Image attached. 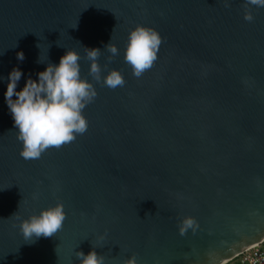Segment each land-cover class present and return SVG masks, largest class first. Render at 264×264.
I'll return each instance as SVG.
<instances>
[{
    "label": "water",
    "instance_id": "obj_1",
    "mask_svg": "<svg viewBox=\"0 0 264 264\" xmlns=\"http://www.w3.org/2000/svg\"><path fill=\"white\" fill-rule=\"evenodd\" d=\"M138 25L162 37L139 78L124 60ZM111 38L119 54L109 60ZM85 47L101 49L102 77L119 70L123 87L89 74ZM69 49L98 93L83 111L88 129L25 160L5 100L9 73L22 69L20 91ZM60 203L63 228L25 241L21 221ZM263 239L264 7L0 0V264H80L76 253L94 246L105 264L134 254L138 264H226Z\"/></svg>",
    "mask_w": 264,
    "mask_h": 264
},
{
    "label": "clouds",
    "instance_id": "obj_2",
    "mask_svg": "<svg viewBox=\"0 0 264 264\" xmlns=\"http://www.w3.org/2000/svg\"><path fill=\"white\" fill-rule=\"evenodd\" d=\"M247 2L264 7V0ZM245 19L251 21L253 17L248 13ZM161 43L162 37L155 29L138 25L130 32L124 60L132 68L135 77H141L153 66ZM84 50L91 62L89 74L96 81L103 79L104 85L110 89L124 86L126 81L119 70L112 69L102 77L100 48L85 47ZM105 50L111 54L109 60L119 54L112 38L105 45ZM17 59L21 62L25 59L23 51L17 53ZM80 60L78 51L67 50L58 65L49 63L44 71L38 73V80L29 76L20 91H17V85L24 75L22 69L17 66L9 73L5 100L14 120V127L18 129L17 139L23 145L20 155L25 160L39 159L46 150L59 149L74 141L77 134L82 135L87 131L88 122L83 111L98 93L92 82L81 78ZM38 62L43 63L41 57ZM16 215L17 212L13 214ZM65 220L64 205L60 203L42 209L38 215L23 219L19 230L25 241L34 242V237L38 239L54 236L63 228ZM193 224L192 218L186 219L180 227V234L185 235ZM76 256L80 264H105L106 259L97 253L95 246L89 253L80 251ZM125 264H138L136 255L127 259Z\"/></svg>",
    "mask_w": 264,
    "mask_h": 264
},
{
    "label": "built area",
    "instance_id": "obj_3",
    "mask_svg": "<svg viewBox=\"0 0 264 264\" xmlns=\"http://www.w3.org/2000/svg\"><path fill=\"white\" fill-rule=\"evenodd\" d=\"M235 258L240 264H264V239L243 250Z\"/></svg>",
    "mask_w": 264,
    "mask_h": 264
},
{
    "label": "trees",
    "instance_id": "obj_4",
    "mask_svg": "<svg viewBox=\"0 0 264 264\" xmlns=\"http://www.w3.org/2000/svg\"><path fill=\"white\" fill-rule=\"evenodd\" d=\"M232 261H234L233 264H240V262H239L236 258L233 259V260H231V261H229L228 263H230V262H232ZM228 263H226V264H228Z\"/></svg>",
    "mask_w": 264,
    "mask_h": 264
},
{
    "label": "rangeland",
    "instance_id": "obj_5",
    "mask_svg": "<svg viewBox=\"0 0 264 264\" xmlns=\"http://www.w3.org/2000/svg\"><path fill=\"white\" fill-rule=\"evenodd\" d=\"M233 262H234V261H232V262H230V263H228V264H233Z\"/></svg>",
    "mask_w": 264,
    "mask_h": 264
}]
</instances>
